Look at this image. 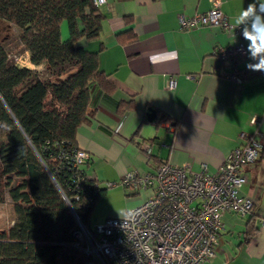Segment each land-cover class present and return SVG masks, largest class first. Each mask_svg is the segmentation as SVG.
<instances>
[{"label": "crops", "instance_id": "0c3cea01", "mask_svg": "<svg viewBox=\"0 0 264 264\" xmlns=\"http://www.w3.org/2000/svg\"><path fill=\"white\" fill-rule=\"evenodd\" d=\"M252 2L223 0L221 10L236 25ZM209 7L208 0H105L99 37L80 41L97 52L111 85L90 84V116L76 131L77 145L92 155L82 166L86 174L101 187L115 182L94 203L88 225L121 217L150 195L149 189L123 188L118 182L125 172H153L162 161L188 163L192 172L205 164L215 172L252 135L262 147L258 159L243 166L246 181L238 190L252 209L223 214L215 254L203 264H264V73L246 71L237 81L226 76L232 64L216 59L220 48L247 46L242 34L219 25L180 28L179 14ZM149 108L155 112L150 118Z\"/></svg>", "mask_w": 264, "mask_h": 264}, {"label": "trees", "instance_id": "16d2710c", "mask_svg": "<svg viewBox=\"0 0 264 264\" xmlns=\"http://www.w3.org/2000/svg\"><path fill=\"white\" fill-rule=\"evenodd\" d=\"M104 18L93 0H0V29L18 27L34 65H18L0 39V199L6 188L15 213L0 229V264L89 259L74 238L75 215L90 227L106 186L88 178L90 160L72 158L82 149L76 131L90 116V84L111 86L97 52L80 44L99 37Z\"/></svg>", "mask_w": 264, "mask_h": 264}, {"label": "built area", "instance_id": "2783aa9c", "mask_svg": "<svg viewBox=\"0 0 264 264\" xmlns=\"http://www.w3.org/2000/svg\"><path fill=\"white\" fill-rule=\"evenodd\" d=\"M93 1L98 6L105 3V0ZM208 1L210 7L205 12L190 16L179 14L180 28L219 25L242 34V26L233 25L221 10L223 0ZM215 56L220 62L232 64L226 76L234 80L241 81L248 72L264 73L247 67L257 61L250 59L243 43L220 48ZM244 59L248 60L246 67L237 69L235 63ZM251 122L256 123L257 118L253 116ZM245 137L244 144L233 148L215 172H210L205 164L200 171L192 172L188 163L173 165L167 161H162L153 172H125L118 182L123 188L149 189L150 195L127 209L123 216L107 217L92 227L85 226L75 215L74 238L89 256L84 264H203L209 261L215 254L218 235L224 229L223 214L231 211L243 215L253 206L238 190L246 181L243 166L258 159L262 145L252 135ZM87 160H92V155L84 149L73 154L75 165ZM87 176L99 183L96 177ZM104 184L110 187L115 182Z\"/></svg>", "mask_w": 264, "mask_h": 264}, {"label": "clouds", "instance_id": "9594fccd", "mask_svg": "<svg viewBox=\"0 0 264 264\" xmlns=\"http://www.w3.org/2000/svg\"><path fill=\"white\" fill-rule=\"evenodd\" d=\"M235 24L242 26V36L248 41L249 57L257 61L249 63L247 67L252 71L264 72V0H253L235 17Z\"/></svg>", "mask_w": 264, "mask_h": 264}, {"label": "rangeland", "instance_id": "374dc122", "mask_svg": "<svg viewBox=\"0 0 264 264\" xmlns=\"http://www.w3.org/2000/svg\"><path fill=\"white\" fill-rule=\"evenodd\" d=\"M18 35L19 29L14 24L7 27L6 29H0V39H3L4 46L11 58H14L18 65H28L30 67H33L30 63H28V60L25 58L24 49L18 39ZM4 138L5 131L0 124V140ZM3 190V197L2 199H0V229L8 228L15 219L12 200L6 192L7 189L3 188Z\"/></svg>", "mask_w": 264, "mask_h": 264}, {"label": "water", "instance_id": "95a60500", "mask_svg": "<svg viewBox=\"0 0 264 264\" xmlns=\"http://www.w3.org/2000/svg\"><path fill=\"white\" fill-rule=\"evenodd\" d=\"M154 113H155L154 110L152 108H149L148 113H147V117L150 118L151 116L154 115Z\"/></svg>", "mask_w": 264, "mask_h": 264}]
</instances>
